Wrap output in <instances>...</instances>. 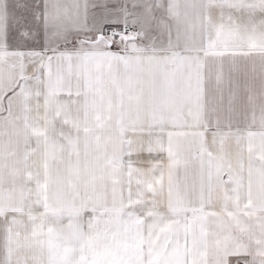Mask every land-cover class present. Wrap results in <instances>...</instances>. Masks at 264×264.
I'll list each match as a JSON object with an SVG mask.
<instances>
[{"label":"snow or ice","instance_id":"snow-or-ice-1","mask_svg":"<svg viewBox=\"0 0 264 264\" xmlns=\"http://www.w3.org/2000/svg\"><path fill=\"white\" fill-rule=\"evenodd\" d=\"M0 264H264V0H0Z\"/></svg>","mask_w":264,"mask_h":264}]
</instances>
